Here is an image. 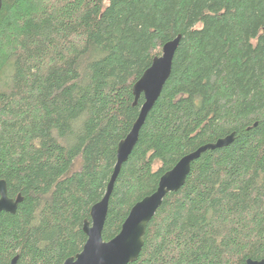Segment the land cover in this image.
Wrapping results in <instances>:
<instances>
[{
	"label": "trees",
	"instance_id": "1",
	"mask_svg": "<svg viewBox=\"0 0 264 264\" xmlns=\"http://www.w3.org/2000/svg\"><path fill=\"white\" fill-rule=\"evenodd\" d=\"M180 36L171 73L114 183L102 239L185 155L191 164L130 264L264 260V0H2L0 264H63L144 103L133 85ZM75 160L80 169L65 176Z\"/></svg>",
	"mask_w": 264,
	"mask_h": 264
},
{
	"label": "water",
	"instance_id": "2",
	"mask_svg": "<svg viewBox=\"0 0 264 264\" xmlns=\"http://www.w3.org/2000/svg\"><path fill=\"white\" fill-rule=\"evenodd\" d=\"M2 0H0V9ZM180 36L167 42L161 50V55L153 59L150 67L142 74L133 85L132 93L134 103L142 95L144 103L140 108L138 117L128 135L119 142L116 152V162L107 183L106 191L102 199L90 209V222L83 223L82 231L86 236V242L80 253L69 258L63 264H130L134 263L142 250L143 237L146 228L164 198L170 193L178 192L184 185L190 172L191 164L200 158L206 151H213L231 145L235 135L231 133L215 143L206 144L195 151L183 156L175 166L163 174L157 184L156 190L149 196L136 203L129 211L117 236L108 242L102 239V230L108 213L109 199L114 183L120 173L122 165L127 162L137 141L147 115L168 80L175 52L178 48ZM22 198L18 195L14 200L8 198L6 184L0 181V213L14 214ZM9 264H17V258H13ZM246 264H264V260H248Z\"/></svg>",
	"mask_w": 264,
	"mask_h": 264
},
{
	"label": "rangeland",
	"instance_id": "3",
	"mask_svg": "<svg viewBox=\"0 0 264 264\" xmlns=\"http://www.w3.org/2000/svg\"><path fill=\"white\" fill-rule=\"evenodd\" d=\"M81 162L80 160H75L74 163L71 165L68 173L65 176L72 174L80 169Z\"/></svg>",
	"mask_w": 264,
	"mask_h": 264
}]
</instances>
